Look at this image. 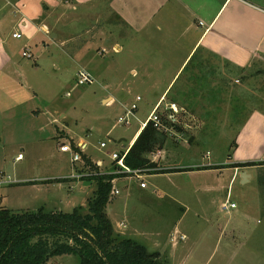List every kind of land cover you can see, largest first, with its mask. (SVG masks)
<instances>
[{"label":"rangeland","instance_id":"374dc122","mask_svg":"<svg viewBox=\"0 0 264 264\" xmlns=\"http://www.w3.org/2000/svg\"><path fill=\"white\" fill-rule=\"evenodd\" d=\"M66 10L54 16L59 24L48 39L23 49L21 40L9 38L4 46L13 55L17 71L8 81L0 75V102L14 105L0 117V209L14 215L70 214L74 209L86 214L96 184L85 187V181L70 179L83 163L72 165L71 155L59 152V144L81 140L86 144L84 154L92 161L102 160L110 171L108 156L120 152V148L128 149L133 134L160 101L157 98L153 106L148 95L161 73L143 71L145 63L141 56H135L126 25L112 16ZM14 11L0 0V32L4 38L15 23ZM66 24H72L69 31ZM115 44L122 47L120 52L112 51ZM25 50L33 59L21 57ZM82 68L93 76L92 85L76 83V73ZM136 68L137 73L132 74ZM218 86L201 88L197 92L200 101L192 100V111H202L200 116L206 119L196 136L187 137V143L174 142L183 138L181 135L167 136L163 148L154 152H159L160 158L166 157L165 164L176 169L144 178V191L135 179L118 178L113 186L119 194L105 209L114 237L143 244L149 253L159 252L164 260H171L170 264H181L179 257H171L176 250L189 256L184 264H216V258L211 257L216 240L210 231L215 220L229 219L220 213L221 204H235L230 213L246 215L249 224L262 220L254 211L263 204L254 177L247 184L241 183L239 175L231 181L230 170L237 157V127L252 103L217 105L210 101L211 95L225 93L227 85ZM237 87L230 85L229 92ZM154 90L160 92L163 88ZM137 94L142 101L135 120L129 127L117 125V118ZM110 96V105L101 103ZM163 97L171 102L168 92ZM28 113L34 121L22 126L21 116ZM176 117L182 123V116ZM119 139L124 141L118 143ZM100 143L106 147L100 149ZM216 162L224 164L212 165ZM252 212L255 219L250 218ZM181 234L186 236L184 241L179 240ZM201 237L205 250L198 254L194 252L199 249L195 238ZM226 245L224 240L220 244ZM47 264H80V259L75 255L53 256ZM221 264H226V259Z\"/></svg>","mask_w":264,"mask_h":264},{"label":"crops","instance_id":"0c3cea01","mask_svg":"<svg viewBox=\"0 0 264 264\" xmlns=\"http://www.w3.org/2000/svg\"><path fill=\"white\" fill-rule=\"evenodd\" d=\"M3 1L5 5L15 10L13 13L15 23L11 30L5 38L0 32V75H5V81L12 79L11 75L17 71L13 55L4 47L5 43L8 44L9 38L15 40L12 34L21 35L18 41L23 42V49L30 44H39V41L48 39V36L55 32V25L59 20L55 21L54 16L59 14L58 11L64 13L68 8L77 12L82 9L89 16L94 14L112 16L119 23L126 25L129 31L128 38L134 42L133 52L135 56H141V61L145 63L143 71L161 73L159 82L151 87L152 90L148 96L153 103L149 104L154 106L158 101L157 98L160 100L165 98L163 96L167 92L169 101L177 103L178 114L182 116V123L178 121V124L182 125L181 130L179 133L171 130L172 133L169 132L167 135L169 137L181 135L183 138L174 139V142L187 143V137H195L196 132L201 130L203 121H206L200 116L202 111L194 112L191 107L193 99L196 102L195 100L201 98L197 93L201 88L216 89L219 87L218 83L227 85L224 87L225 93L211 95L210 101H215L217 105L252 103L247 107L246 114L244 111L242 123L237 127L235 143L237 157L231 164L230 170L233 171L231 181L239 175L241 183L247 184L252 176L254 177L258 196L263 203L262 207L254 211L262 220H253L249 224L246 215L230 213L235 208L223 211L221 209L223 204H221L220 213L227 215L229 219L223 221L224 223L221 220L214 221L215 231L212 227L213 232L211 230L210 233L213 236H211L212 239L215 238L216 244L211 257L216 258V264L223 263L224 259L226 264H264V0ZM71 25L66 24L67 31ZM67 35L68 33L65 36ZM121 49L122 47L118 44L112 47L114 53L120 52ZM131 72L136 74L137 68L132 69ZM0 84H2L1 81ZM230 85L240 87H237L235 92H229ZM157 88H163V90L157 92L158 90H154ZM137 96L142 98L139 94ZM10 100L7 98L8 102ZM112 102L111 96L101 101L104 105H110ZM4 105L0 102V117L14 108V105L12 107ZM25 117L21 116L22 126L27 125L26 122L34 121L29 113ZM1 127L0 125V132L3 131ZM139 134L140 126L128 142V147L133 144ZM122 141L124 140L119 139L118 143ZM77 143L85 144L81 140ZM120 150L123 151L121 148ZM165 160L166 157H159L154 162L155 170L149 172L146 177L163 174L168 172L166 170L175 168L165 164ZM248 163L255 166L247 168L237 166ZM223 164V162H216L212 165L222 166ZM245 169H252L254 172L251 174ZM117 180L112 182V186ZM84 183L87 187L92 182ZM113 189H115L114 186ZM113 198L114 195L112 200ZM253 214V212L250 214V218L255 219ZM180 236L186 237L183 234ZM195 239L199 249L195 248L194 252L200 254L205 250V243L202 242V237ZM223 240L229 245L221 247ZM140 245L147 251L145 245ZM181 252L176 250L171 257L175 259L179 257V263L184 264L189 256L187 254L184 256ZM147 253L158 254L159 259L162 258L159 252L147 251ZM160 261L162 264L172 262L163 258Z\"/></svg>","mask_w":264,"mask_h":264},{"label":"trees","instance_id":"16d2710c","mask_svg":"<svg viewBox=\"0 0 264 264\" xmlns=\"http://www.w3.org/2000/svg\"><path fill=\"white\" fill-rule=\"evenodd\" d=\"M179 133L181 126L165 121ZM167 134L152 125L140 132L124 158L130 169H153L151 156L165 145ZM75 151L78 149L71 144ZM79 172H99L88 156L81 155ZM239 167L255 166L248 163ZM114 169V163L110 164ZM166 173V172H164ZM120 176L102 175L88 179L96 190L87 201V213H23L0 209V264H47L53 256L75 255L80 264H162L158 254H148L135 241L113 236L105 209L112 200V182Z\"/></svg>","mask_w":264,"mask_h":264},{"label":"built area","instance_id":"2783aa9c","mask_svg":"<svg viewBox=\"0 0 264 264\" xmlns=\"http://www.w3.org/2000/svg\"><path fill=\"white\" fill-rule=\"evenodd\" d=\"M202 25V23H200ZM12 38L15 40H19L21 38V35L19 33L12 34ZM22 57L26 59H33V57L30 55L28 50H25L22 53ZM76 83L79 86L84 85H92L94 83L93 76L86 70L80 69L76 73ZM141 102V97L137 96L135 97L134 101L131 103L130 106L124 109V112L122 115H120L117 120L116 124L120 126H126L129 127L132 120L136 118V113L138 110V103ZM179 113V108L175 103L172 102H166L165 98H162L152 109L151 113L147 117L145 122H141L140 124V132L144 130L148 125H152L153 128L164 132L169 133L171 132L169 127L165 124V121L170 122L171 124H178V120L176 115ZM172 133V132H171ZM131 146V145H130ZM130 146L128 149L122 151V152H112L108 158L110 160V163H114V169L108 171L104 167V163L102 161H96L94 165L100 170L99 172L89 171L88 169H85V171L79 172L76 175H73L70 177V179L80 180V181H87L90 178L98 177L102 175H112V176H120V177H126L130 179H135L139 182V186L141 189H145L146 185L144 182V178L149 174V172L155 170L150 168L145 169H130L125 166L124 164V158L126 154L128 153ZM75 147L78 149V151H75L71 144H60L59 145V152L61 153H69L71 155V164L74 165L77 162H82L81 155L84 154V151L86 149V145L83 143H77L75 144ZM106 147L105 143H100L99 148L104 149ZM159 152L154 153L151 157V162H155L157 159H159ZM119 191L116 189H112L111 195L116 196L118 195ZM236 206L233 203H226L221 206V209L223 211H228L230 209H234ZM181 240H184L185 237L180 236Z\"/></svg>","mask_w":264,"mask_h":264},{"label":"water","instance_id":"95a60500","mask_svg":"<svg viewBox=\"0 0 264 264\" xmlns=\"http://www.w3.org/2000/svg\"><path fill=\"white\" fill-rule=\"evenodd\" d=\"M84 185H85V183H84Z\"/></svg>","mask_w":264,"mask_h":264}]
</instances>
